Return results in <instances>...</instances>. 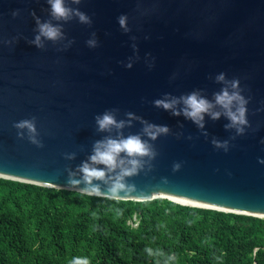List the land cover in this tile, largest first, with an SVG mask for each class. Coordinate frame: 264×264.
Here are the masks:
<instances>
[{"label": "water", "instance_id": "water-1", "mask_svg": "<svg viewBox=\"0 0 264 264\" xmlns=\"http://www.w3.org/2000/svg\"><path fill=\"white\" fill-rule=\"evenodd\" d=\"M66 4L90 22L56 20L48 0H0V177L80 192L84 185H71L69 170L77 172L96 141L140 134L156 156L143 158L144 167L127 178L136 191L120 199L166 198L264 218V0ZM38 21L60 25L63 35L37 46ZM220 73L238 79L248 99L250 126L241 135L223 114H206L201 128L154 104L193 91L214 100L226 86ZM106 111L131 123L99 131L96 117ZM25 119H34L42 147L26 130L18 135L15 123ZM145 121L170 131L151 139ZM214 140L228 141V150Z\"/></svg>", "mask_w": 264, "mask_h": 264}, {"label": "trees", "instance_id": "trees-1", "mask_svg": "<svg viewBox=\"0 0 264 264\" xmlns=\"http://www.w3.org/2000/svg\"><path fill=\"white\" fill-rule=\"evenodd\" d=\"M264 264V218L0 177V264Z\"/></svg>", "mask_w": 264, "mask_h": 264}, {"label": "clouds", "instance_id": "clouds-1", "mask_svg": "<svg viewBox=\"0 0 264 264\" xmlns=\"http://www.w3.org/2000/svg\"><path fill=\"white\" fill-rule=\"evenodd\" d=\"M74 3H80V0H73ZM51 6V15L56 20L67 21L73 15L78 16L82 23H89L90 17L78 9H73L66 4V0H48ZM18 11H14L13 15H18ZM126 16H121L119 22L122 27H126ZM39 34L36 36L34 43L42 46L41 38L49 40L59 39L63 33L60 25H53L50 22L40 23L38 21ZM88 43L95 45V40H89ZM131 67V64L128 65ZM217 81L225 82L226 86L220 92L215 94L214 100H209L202 96L199 91H193L190 94L180 97L157 99L154 101L156 107H162L170 110L173 115L181 113L188 119H191L199 127H204L205 115L218 119L222 114L227 116L230 123L226 125L229 128H235L238 135L245 132L246 126L249 125L247 119L248 99L240 90V82L238 79L226 81L224 73H220L216 77ZM182 105V107H178ZM219 107L222 111L215 110ZM130 118L134 114H127ZM96 123L99 131H111L113 128L120 130L126 124H130L131 120H118L113 111H106L102 115L96 117ZM144 135L151 139L157 138L161 134H167L170 129L167 125H157L144 122ZM15 127L21 131L18 135L24 136L27 131L29 140L42 147V142L38 139V132L34 119H25L15 123ZM217 148L228 150V141H213ZM75 153L66 154L68 159H73ZM156 152L152 145L140 134H133L127 137L122 132H118L116 137L108 136L98 140L93 145V151L87 160L78 166L77 172L69 170V183L73 186L84 185L80 192L87 196H100L106 199L119 200L122 196L136 191V186L127 182V178L139 172L144 167V157L155 158ZM264 163V160L260 161ZM179 163L174 165V170H178ZM77 173L80 178L77 179ZM70 264H90L87 257H74Z\"/></svg>", "mask_w": 264, "mask_h": 264}]
</instances>
